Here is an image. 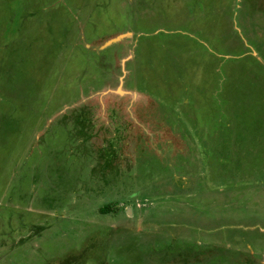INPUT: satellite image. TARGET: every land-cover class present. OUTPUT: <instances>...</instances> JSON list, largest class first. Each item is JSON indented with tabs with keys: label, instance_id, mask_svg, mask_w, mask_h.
I'll list each match as a JSON object with an SVG mask.
<instances>
[{
	"label": "rangeland",
	"instance_id": "rangeland-1",
	"mask_svg": "<svg viewBox=\"0 0 264 264\" xmlns=\"http://www.w3.org/2000/svg\"><path fill=\"white\" fill-rule=\"evenodd\" d=\"M0 264H264V0H0Z\"/></svg>",
	"mask_w": 264,
	"mask_h": 264
},
{
	"label": "trees",
	"instance_id": "trees-1",
	"mask_svg": "<svg viewBox=\"0 0 264 264\" xmlns=\"http://www.w3.org/2000/svg\"><path fill=\"white\" fill-rule=\"evenodd\" d=\"M110 208L109 207H102V209H101V212L102 213H107V212H110ZM112 211V210H111Z\"/></svg>",
	"mask_w": 264,
	"mask_h": 264
}]
</instances>
